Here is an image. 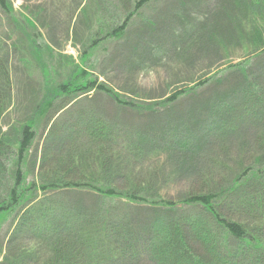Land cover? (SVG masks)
<instances>
[{"label":"rangeland","instance_id":"1","mask_svg":"<svg viewBox=\"0 0 264 264\" xmlns=\"http://www.w3.org/2000/svg\"><path fill=\"white\" fill-rule=\"evenodd\" d=\"M9 1L14 12L11 18L0 14V48L6 49L8 55L12 106L4 113L1 126L11 139H18L25 127L35 133L22 166L26 184L36 183L37 187L43 176H51L54 183H60L58 179L67 173L73 178L69 170L72 165L64 162L70 154L73 164L83 168L79 170L73 165L78 176L87 171L88 177L107 178L115 189L134 184L152 194L149 182L160 197L177 202L206 185L227 184L264 152V127L258 126L235 127L229 139H213L208 152L199 158L203 174L197 177L193 171H180V158L163 148L147 159H139L140 162L125 164V176L117 182L95 163L99 158H91V154H99L117 167L121 162L118 154L124 155L118 150L121 139L135 151L137 142L143 140L137 132L151 137L161 133L170 136L180 129L171 136L174 140L191 136L198 128L215 132L231 110L236 111L231 123L239 122L241 104L248 103L254 92L252 83L259 85L263 81L264 53L252 55L260 47H253L258 39L249 30L255 26V33L264 31V15H259L256 24L254 17L247 16L246 11L251 9L248 2L253 0H152L135 13L134 5L139 0ZM131 13L134 15L122 36H108ZM232 20L238 21L244 31L232 30ZM246 59L250 63L244 65L242 72L228 69ZM213 76L212 81L186 99L168 107L157 105L158 113H150V108L133 111L118 106L109 96L87 87L96 81L125 101L147 108L161 103L176 90ZM238 90L243 92L235 94ZM220 102L223 103L218 107ZM192 114L204 117V121L196 124L188 118ZM105 123L116 134L115 138L106 145L89 142L90 127L105 136ZM79 128L87 131L76 136L74 132ZM75 136L77 143L69 146V138ZM43 156L47 163L40 172ZM206 173L210 176L206 177ZM11 182L0 180L3 197ZM46 194L35 192L34 202L0 213V264L55 262L56 251L65 238L57 240L44 232L43 221L37 215L43 207L50 206L60 214L57 220L63 222L74 216L71 208L95 214L98 208L108 205L106 200L97 203L94 193L85 187ZM116 205L123 216L135 211L124 201ZM30 206L35 211L32 231L28 225L19 228L14 221L20 210L24 212ZM70 243L80 251L78 243L71 239ZM122 255L124 259L125 253ZM67 259V264H72L68 256ZM137 264L150 263L141 255Z\"/></svg>","mask_w":264,"mask_h":264},{"label":"trees","instance_id":"2","mask_svg":"<svg viewBox=\"0 0 264 264\" xmlns=\"http://www.w3.org/2000/svg\"><path fill=\"white\" fill-rule=\"evenodd\" d=\"M150 1L152 0H139L134 5L133 13ZM248 6L251 9L249 12L246 11L247 16L254 17V24H256L259 15H264V0L250 1ZM13 12L9 0H0V14L11 18ZM133 13L125 16L120 27L112 30L108 36L118 34L122 36ZM229 25L234 31L245 29L236 20H232ZM249 32L258 39L257 42L252 43L253 47H260L256 49L259 51L252 55L260 56L264 53V31L257 34L253 26ZM7 59L6 49L0 48V180L10 179L12 181L4 197L0 192V213L15 211L19 206L34 202L37 198L34 196L35 192L46 194L57 190L69 191L75 187H85L91 190L97 203H105L104 200L108 203L106 207L98 208L95 214H89L78 207L71 208L75 217L69 216L63 222L57 220L60 214L52 211L50 206L43 207L39 211L37 215L43 221L44 232L54 235L57 240L65 238L60 248L61 251L60 249L56 251L53 264H67V256L72 260V264H137L141 255L146 257L150 264H264V152L254 160L252 165L247 166L239 176L228 181L227 184L206 185L207 187L200 188L198 192H189L177 202L166 196L160 197L158 191L154 192L155 189L149 187L151 185L149 182L147 186L152 194L141 191L134 184L128 188L115 189L110 186L107 178L88 177L87 171L84 175L78 176L74 173L73 165L79 170L83 168L76 162L73 164L70 154L64 157V162L72 165L69 166V170L73 173V178H70L67 173L58 179L60 183H54L51 176H43L41 184L37 187L36 183L26 184L22 166L30 151L35 133L29 127H25L19 132L18 139H11L2 130V117L12 106L13 84L10 69L6 63ZM247 63H250V59L234 66H228V69H238L242 72ZM262 75L261 84L252 83L251 88L254 92L248 103L241 104L243 109L238 112L239 122L236 124H234L236 120L231 123L230 118L236 113L231 110L223 126L215 132H210L211 130L205 132L206 129L198 128L199 130H196L193 135H184L175 140L172 139L174 137L172 135L180 132V129L175 130L170 136L167 133H161L151 137L137 132L136 135L142 137L143 140L137 142L134 148L136 152L131 150L128 144H124L121 139L118 150L125 156L118 154L121 161L119 166L114 167L113 163L111 164L108 159L99 154H91V158L92 160L99 158L95 163L99 164L106 176L117 182L116 179H122L125 176V164L140 162L139 159H147L152 152L157 154L163 148L164 152L175 153L174 156L180 158L179 165H182L180 171H193L196 174L195 177L201 176L203 173L201 174L202 169L199 164L202 162L199 158L208 152L213 139L217 142L229 139L235 127L245 129L264 127V72ZM213 79L214 76L208 77L191 87L176 90L161 103L150 105L147 108H141L133 102L125 101L109 87L96 81H91L87 87H93L96 91L109 96L118 106L128 107L133 111L150 108V113H158L159 108H155L157 105L171 106L182 98L186 99L199 87L205 86ZM79 88L80 90L86 89L85 87ZM234 92L237 94L243 91ZM222 103L220 102L218 107ZM171 117L179 118L178 115ZM188 118L196 124L204 121V117L197 118L194 114L189 115ZM85 130L79 128L74 134L77 136ZM50 131H53L52 126ZM88 132L90 133L89 142L98 141L96 144L100 145H106L108 140L116 136L115 133H111L110 126L106 123L103 126L105 136L96 132L92 127ZM76 136L69 138V146L77 143ZM137 145H140V148ZM46 163L44 157L39 165L40 172L45 169ZM81 164L86 165V162L81 161ZM205 176H210V173H206ZM61 179L69 180V183H64ZM117 200H123L135 211L129 212L127 216L121 215L116 203L123 201ZM46 201L47 199H44L43 203ZM33 210V206H30L24 212L20 210L16 214L14 221L19 228L28 225L30 231L34 229L31 222L35 213ZM113 211L117 212L116 215H113ZM68 232L69 235H66ZM70 239L79 244L80 251H77L75 244L72 246L70 243L69 245ZM100 247L103 250L100 251ZM122 252L125 253L124 259ZM62 258H64L63 261ZM77 258H79L78 263Z\"/></svg>","mask_w":264,"mask_h":264}]
</instances>
